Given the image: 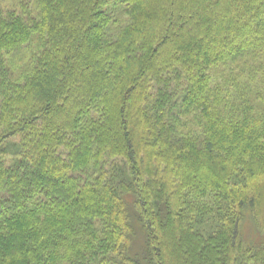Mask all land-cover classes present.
<instances>
[{
    "label": "trees",
    "instance_id": "obj_1",
    "mask_svg": "<svg viewBox=\"0 0 264 264\" xmlns=\"http://www.w3.org/2000/svg\"><path fill=\"white\" fill-rule=\"evenodd\" d=\"M0 264H264V0L1 7Z\"/></svg>",
    "mask_w": 264,
    "mask_h": 264
},
{
    "label": "rangeland",
    "instance_id": "obj_2",
    "mask_svg": "<svg viewBox=\"0 0 264 264\" xmlns=\"http://www.w3.org/2000/svg\"><path fill=\"white\" fill-rule=\"evenodd\" d=\"M13 3H15V0H0V8L13 6Z\"/></svg>",
    "mask_w": 264,
    "mask_h": 264
}]
</instances>
